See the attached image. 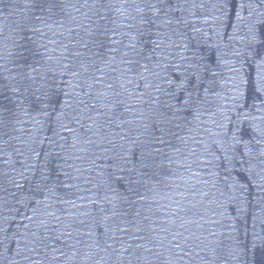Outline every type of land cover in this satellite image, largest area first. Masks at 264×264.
<instances>
[{
  "label": "water",
  "instance_id": "1",
  "mask_svg": "<svg viewBox=\"0 0 264 264\" xmlns=\"http://www.w3.org/2000/svg\"><path fill=\"white\" fill-rule=\"evenodd\" d=\"M0 264H264V0H0Z\"/></svg>",
  "mask_w": 264,
  "mask_h": 264
}]
</instances>
